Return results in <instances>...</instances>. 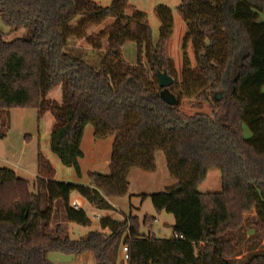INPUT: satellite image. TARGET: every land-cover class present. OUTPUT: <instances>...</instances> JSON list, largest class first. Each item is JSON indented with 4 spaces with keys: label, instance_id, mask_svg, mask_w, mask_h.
<instances>
[{
    "label": "trees",
    "instance_id": "obj_1",
    "mask_svg": "<svg viewBox=\"0 0 264 264\" xmlns=\"http://www.w3.org/2000/svg\"><path fill=\"white\" fill-rule=\"evenodd\" d=\"M175 12L186 27L179 74L168 52L174 26L168 6L155 8L160 26L152 42L145 13L127 0L107 6L91 0H0L4 23L28 30L12 39L0 32V139L12 108L40 114L45 88L60 84L66 107L50 111V148L62 164L81 174L86 124L95 138L114 136L108 172L90 171L88 184L44 177L40 153L32 188L13 170L0 168V264L19 258L24 264H56L48 261L50 252L89 253L94 264H118L120 245L127 247V264H233L227 260L235 253L228 232L247 224L252 233L237 243L249 253L241 264H264V0H180ZM108 18L113 23L88 34L89 26ZM75 36L100 53L95 65L69 52ZM126 42L135 44L133 64L123 57ZM158 70L174 79L168 87L174 104L160 96ZM183 99L198 110L185 114ZM157 150L176 181L148 196L157 212L173 215L168 238L144 234L130 214L121 220L103 215L100 230L80 239L64 233L60 218L91 224L83 208L72 207V193L98 210H114L105 196L126 197L130 170L154 172ZM209 168L219 170L221 189L203 193L197 188ZM250 210L252 217H242Z\"/></svg>",
    "mask_w": 264,
    "mask_h": 264
},
{
    "label": "rangeland",
    "instance_id": "obj_2",
    "mask_svg": "<svg viewBox=\"0 0 264 264\" xmlns=\"http://www.w3.org/2000/svg\"><path fill=\"white\" fill-rule=\"evenodd\" d=\"M92 2L107 6L113 0H91ZM128 3L137 11L145 13L150 29L152 42H156L159 36L160 22L155 14V8L159 5L168 6L175 12L180 0H127ZM80 18V16H78ZM77 22H73L71 25H75ZM113 23V19H106L98 24H93L88 27L87 32L98 33L105 26ZM86 31V30H84ZM0 32L6 39H12L19 36H27L28 30L21 28L15 30L13 27L4 23L0 16ZM181 35V34H180ZM105 42V41H103ZM69 52L73 55L80 56L90 64L95 65V61L99 59L100 53L95 52L94 48L89 47L83 36H75L68 41ZM190 43V42H188ZM187 43V44H188ZM104 44V43H103ZM189 47H187L188 50ZM191 50V48H190ZM192 51V50H191ZM123 57L129 63H135L136 60V48L132 42H126L122 46ZM169 55L173 57L174 66L177 73H180V53L181 44L179 37L176 35L169 42ZM193 53V52H192ZM193 56H192V64ZM182 65V61H181ZM177 74V75H178ZM45 100L43 103L45 110H41L40 114L34 110V108H12L9 111V115L6 121V136L0 139V156L7 157L8 161H0V168H10L11 165L21 166L25 164V169H17L19 177L25 178L30 182V187H33V181L38 175L37 166L34 167L33 162L37 157V153L40 152L41 156L46 160V167L44 171V177L57 181L73 182L77 184H88V173L90 171H97L99 173H107L110 164V154L113 142V135H109L104 138H95L93 135V126L86 124L83 128L82 138L80 141V148L83 152V156L79 159L81 174L78 175L72 166L62 164L56 155L50 148V131L55 118L50 111L57 106L66 107L64 101L63 88L60 85L52 87L51 89L45 88ZM62 109V110H63ZM180 109L185 114H192L196 108L191 107V103L187 99H183ZM203 111H210L207 104H204ZM62 110L60 111L61 113ZM245 136H248V129L244 128ZM31 159V169L28 167V160ZM33 160V162H32ZM6 162V163H4ZM11 162V163H9ZM156 170L154 172H147L139 168H133L128 175L129 188L132 206L127 209L126 203H118L119 208H115L113 211H109L110 216L121 220L126 215H132L137 217L141 223L140 231L150 236H156L160 238H168L172 233V223L174 221L173 215L167 212H157L152 206L150 198L148 197L152 193L163 191L166 187L172 185L173 177L168 173L165 158L161 150L155 152ZM11 164V165H10ZM198 191L217 192L221 189L220 172L217 168H209L207 170L206 178L198 185ZM140 194H146V198H141ZM74 193L71 194V197ZM71 199V198H70ZM72 200V199H71ZM71 202V201H70ZM112 202L115 203L114 200ZM83 209L87 216L91 219V224L88 226L78 225L76 223L67 222L63 219H58L63 231L71 239H80L85 236L89 231L100 230L99 220L93 218L94 215L99 213L100 215L106 214L104 210H98L95 207H91L89 204L82 202ZM128 205V204H127ZM122 211V212H121ZM254 212L252 210L243 212L242 217H252ZM109 215V214H108ZM154 218H153V217ZM155 219V221H154ZM252 225L257 227L254 219L249 220ZM143 222V224H142ZM255 223V224H254ZM249 225H245L237 231L228 232V237L231 238L232 243L235 246V253L227 258V260L233 264H241L245 261L249 255L244 250L245 245L237 244L239 240L243 239L252 233V229L248 228ZM261 244H264V234H259ZM237 244V245H236ZM122 246L118 249V264H127L123 259ZM16 264H24L23 258H19ZM56 264H94V259L89 253H82L75 256L68 263H56Z\"/></svg>",
    "mask_w": 264,
    "mask_h": 264
},
{
    "label": "crops",
    "instance_id": "obj_3",
    "mask_svg": "<svg viewBox=\"0 0 264 264\" xmlns=\"http://www.w3.org/2000/svg\"><path fill=\"white\" fill-rule=\"evenodd\" d=\"M173 20H174V26H173V32H172V36H171V39H170V41H172V39L175 37V35H176V37L178 38L179 37V39H180V44H181V40H182V37H183V35H184V33H185V30H186V27H185V24H184V22L182 21V19H181V17L176 13V12H174L173 13ZM181 34V35H180ZM187 47H189L188 48V50H187V52H188V56H189V58H190V60H191V63H192V56H193V53H192V51L190 50V43H188L187 44ZM180 57H181V53H180V55H179ZM171 57H172V55H171ZM172 59H173V57H172ZM174 61V60H173ZM178 64H180V66H181V58H180V61L178 62ZM180 69H181V67H180ZM35 110V109H34ZM53 124H54V121H53ZM52 124V125H53ZM40 153V152H39ZM39 153H37V157H36V159H35V161L33 162V160H32V162H33V165H34V167H36L37 166V158H38V154ZM5 159L8 161V158L7 157H2V156H0V161H5ZM4 163H6V162H4ZM9 163H11V162H9ZM30 163H31V159H29L28 160V167H30L31 169H33L34 167H31V165H30ZM26 164V163H25ZM25 164H22L21 166H18V167H16L17 165L15 164L14 166L13 165H11V167L13 168V169H11V170H13L14 171V173L18 176V173H17V169H25ZM27 165V164H26ZM10 169V168H9ZM37 170H38V167H37ZM129 175V174H128ZM19 177V176H18ZM22 178V177H21ZM25 179V178H24ZM176 181L173 179V181H172V183H175ZM130 193H128V195L126 196V197H122V198H119V197H114V196H105V198L108 200V202L114 207V210H115V208H119V205H118V203L120 202L122 205L123 204H125L126 203V207H127V209H130L131 207H133L132 206V203H131V197H130V195H129ZM71 199L73 200V199H76L78 202H79V204H80V207L82 208L83 207V205H82V202H85V203H87V204H89L83 197H81V196H79L77 193H74V196L73 197H71ZM112 200H114L115 201V203L114 202H112ZM128 204V205H127ZM91 207H93V205H91V204H89ZM105 211V213L106 214H104V215H108L109 214V216H110V213H109V211L108 210H104ZM113 211V210H112ZM122 212V211H121ZM161 212H163V211H161ZM97 215H98V217H97ZM124 215H126V214H124ZM101 216H103V215H100L99 213H97L96 215H94L93 216V218H95V219H98L99 220V218L101 217ZM154 221H155V219H154ZM173 224V223H172ZM104 231H106V230H104Z\"/></svg>",
    "mask_w": 264,
    "mask_h": 264
},
{
    "label": "water",
    "instance_id": "obj_4",
    "mask_svg": "<svg viewBox=\"0 0 264 264\" xmlns=\"http://www.w3.org/2000/svg\"><path fill=\"white\" fill-rule=\"evenodd\" d=\"M157 78L159 87L162 88L160 91L161 98L167 103L174 104L176 102L175 96L168 90V87L173 83L174 79L165 70L157 71ZM76 254H64L58 252H50L48 255V261L52 263H68Z\"/></svg>",
    "mask_w": 264,
    "mask_h": 264
},
{
    "label": "built area",
    "instance_id": "obj_5",
    "mask_svg": "<svg viewBox=\"0 0 264 264\" xmlns=\"http://www.w3.org/2000/svg\"><path fill=\"white\" fill-rule=\"evenodd\" d=\"M71 205H72V207H74L76 209L80 208V204L76 199L71 200ZM97 217H98V215H97ZM174 237L181 238L182 236L178 235V234H174ZM122 251H123V259L125 260L128 258L127 247L123 245Z\"/></svg>",
    "mask_w": 264,
    "mask_h": 264
}]
</instances>
